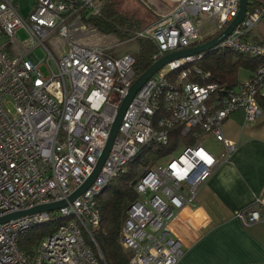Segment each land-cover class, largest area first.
Instances as JSON below:
<instances>
[{
  "label": "built area",
  "instance_id": "built-area-1",
  "mask_svg": "<svg viewBox=\"0 0 264 264\" xmlns=\"http://www.w3.org/2000/svg\"><path fill=\"white\" fill-rule=\"evenodd\" d=\"M102 0H34L23 15L15 0H0V216L35 205L66 199L91 174L109 137L112 123L136 77L129 53L81 43L83 16L100 12ZM239 0H177L175 6L127 41L148 38L157 51L151 60L204 41L201 18L213 24L212 38L236 15ZM85 13V14H84ZM264 18L259 7L214 49L264 58V36L249 38ZM24 29V42L16 31ZM206 32V31H205ZM51 36L61 41L46 45ZM46 52L43 65L34 49ZM58 53V51H60ZM202 53L166 63L129 102L111 149L92 184L72 202L54 211L38 212L0 224V264H106L92 235L100 212L96 197L108 181L148 143L167 145L176 127L193 140L182 143L134 182L137 199L130 204L121 243L129 264H176L183 253L171 223L195 202L199 186L214 167L235 150L223 123L235 111L246 122L262 115L264 64L235 88L208 77L186 63ZM221 145L217 155L205 142ZM244 224L264 222V194L239 212ZM62 219L31 254L19 249L18 238L33 224Z\"/></svg>",
  "mask_w": 264,
  "mask_h": 264
},
{
  "label": "crops",
  "instance_id": "crops-1",
  "mask_svg": "<svg viewBox=\"0 0 264 264\" xmlns=\"http://www.w3.org/2000/svg\"><path fill=\"white\" fill-rule=\"evenodd\" d=\"M256 25L249 38L264 36V18ZM223 133L235 150L214 167L195 202L171 223L183 248L176 264H264V222L244 224L239 217L264 194V111L254 122H246L242 111L231 113ZM215 144L217 155L222 147Z\"/></svg>",
  "mask_w": 264,
  "mask_h": 264
},
{
  "label": "trees",
  "instance_id": "trees-1",
  "mask_svg": "<svg viewBox=\"0 0 264 264\" xmlns=\"http://www.w3.org/2000/svg\"><path fill=\"white\" fill-rule=\"evenodd\" d=\"M119 0H102L100 12L96 15L83 16L84 22L90 24L98 32L112 34L121 40L129 39L139 28L138 23L124 17L119 11ZM260 0H248V11L258 5ZM85 14V13H84ZM209 38H205L207 40ZM138 52L134 56V71L136 76L145 71L151 64V57L157 51L153 41L148 38H138ZM113 55L112 52H108ZM126 53V52H124ZM264 64V58L233 51L230 49H212L202 53L199 59L186 63V66H197L202 73L208 72V77H193L201 82L214 81L225 88H235L243 80L249 78L258 67ZM241 72L245 74L242 78ZM259 105L264 111V98L260 97ZM167 145L148 143L132 158L125 170L112 177L103 190L97 195L96 201L100 212L97 226L91 231L98 248L104 256L106 264H129L130 251L121 243V230L130 204L137 199L134 182L140 172L163 157L173 152L182 143H192L191 137L183 138L176 127L171 130ZM62 219L33 224L19 235L18 247L31 254L42 239L55 231Z\"/></svg>",
  "mask_w": 264,
  "mask_h": 264
},
{
  "label": "rangeland",
  "instance_id": "rangeland-1",
  "mask_svg": "<svg viewBox=\"0 0 264 264\" xmlns=\"http://www.w3.org/2000/svg\"><path fill=\"white\" fill-rule=\"evenodd\" d=\"M260 1L261 3L264 2V0ZM15 2L18 4L19 11L23 15H26L30 12L34 0H15ZM119 2L120 13L124 17L131 19V21L137 22L139 26L137 30H139L151 24L153 21L159 18L160 15L170 11L175 6L177 0H119ZM257 7L264 10V4L258 5ZM200 24L204 29L205 38H207L210 32L213 31V24L207 17H202ZM253 29H259L258 25H255ZM27 37L28 34L24 29H19L16 31V39L19 42H24ZM77 39L86 45H96L102 48H108L116 43L118 44L121 42V44L110 49V52L112 53L122 54L127 52L135 56L138 52V43L135 40H121L112 34L100 33L88 23L86 24V28L77 36ZM59 42L60 39L57 38V36H51L46 41V45L49 48H52V46L58 44ZM34 54L39 62L42 63L40 65V69L44 74H46V68L43 65V62L46 58L45 50L38 46L34 49ZM240 76L243 78L245 74L241 72ZM204 145L207 149L213 152L217 149V146L213 141H207Z\"/></svg>",
  "mask_w": 264,
  "mask_h": 264
},
{
  "label": "water",
  "instance_id": "water-1",
  "mask_svg": "<svg viewBox=\"0 0 264 264\" xmlns=\"http://www.w3.org/2000/svg\"><path fill=\"white\" fill-rule=\"evenodd\" d=\"M247 11H248V0H239V8H238L236 15L225 26V28L222 29L220 32H218L215 36L207 40H204L203 42L199 44H195V45H192L186 48L173 50L171 52H168L160 56L157 60L152 62V64L145 71H143L141 74L135 77V79L133 80L132 84L128 88V91L118 108L117 114L111 126L109 137L106 141L104 148L102 149L100 153V156L91 174L83 181L82 184H80L73 192H71L67 196L66 199L48 202V203H42V204L35 205L31 208H28V209L7 213L5 215L0 216V224L8 222L12 219H16L18 217L31 215V214L38 213V212L57 210L63 206H66L68 202H72L77 196L83 193L92 184V182L96 178L104 160L106 159L111 149L114 138L118 132V128L121 123L122 116L129 102L131 101L133 96L136 94V92L140 89V87L151 76H153L159 69H161L166 63L177 60V59H182V58H186L189 56H193L199 53H204L206 51L214 49V47L219 42H221L225 37H227L232 32V30L243 21V19L245 18L247 14Z\"/></svg>",
  "mask_w": 264,
  "mask_h": 264
}]
</instances>
